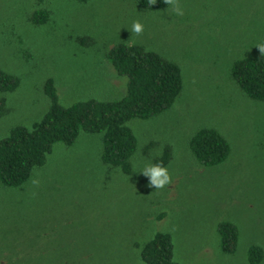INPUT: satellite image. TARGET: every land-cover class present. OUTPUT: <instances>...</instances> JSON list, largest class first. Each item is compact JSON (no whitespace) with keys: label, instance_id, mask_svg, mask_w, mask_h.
Listing matches in <instances>:
<instances>
[{"label":"rangeland","instance_id":"374dc122","mask_svg":"<svg viewBox=\"0 0 264 264\" xmlns=\"http://www.w3.org/2000/svg\"><path fill=\"white\" fill-rule=\"evenodd\" d=\"M146 11L134 0H0V68L20 78L0 93V139L31 127L60 103L114 101L126 92L106 57L116 43L142 44L177 64L181 94L168 111L132 119L138 146L131 174L103 163V135L82 132L58 143L18 188L0 183V264H145L141 248L168 233L180 264H249L264 250V102L231 77L237 59L264 55V0H176ZM49 12L44 25L32 16ZM133 21L143 24L131 32ZM203 128L229 142L227 160L200 166L189 142ZM169 149L171 184L156 189L141 172ZM239 231L237 250H221L218 225ZM264 264V259L261 262Z\"/></svg>","mask_w":264,"mask_h":264},{"label":"trees","instance_id":"16d2710c","mask_svg":"<svg viewBox=\"0 0 264 264\" xmlns=\"http://www.w3.org/2000/svg\"><path fill=\"white\" fill-rule=\"evenodd\" d=\"M134 1L146 11H160L170 5L168 0ZM49 17L48 11L38 10L32 23L44 25ZM106 57L117 75L126 78L125 95L119 100L89 99L65 107L59 101L54 81L48 79L45 94L50 107L41 120L31 127L17 126L0 139V183L4 187L18 188L25 184L36 168L45 165L56 144L72 146L82 132L102 134L103 163L131 174V158L138 142L128 123L136 118H153L171 109L182 91V72L177 64L142 44L116 43ZM231 77L248 98L264 102V55L235 60ZM20 82L18 76L0 68V93L17 90ZM189 147L203 167L218 166L231 153L228 140L212 128L197 131ZM169 155L167 149L160 164L165 165ZM218 232L222 252L235 253L239 240L237 226L224 221L218 225ZM141 259L145 264H180L174 257V244L168 233L155 234L141 248ZM263 259L264 250L260 246L249 248V264H261Z\"/></svg>","mask_w":264,"mask_h":264},{"label":"clouds","instance_id":"9594fccd","mask_svg":"<svg viewBox=\"0 0 264 264\" xmlns=\"http://www.w3.org/2000/svg\"><path fill=\"white\" fill-rule=\"evenodd\" d=\"M172 4L173 10L177 15H182V9L176 5V0H168ZM143 24L139 21H133L131 25V32L139 34L143 31ZM260 50H264V45L257 46ZM144 176L149 178L150 186H155L156 189L164 188L171 184V177L169 175L168 169L161 164H151L147 165L141 172Z\"/></svg>","mask_w":264,"mask_h":264}]
</instances>
